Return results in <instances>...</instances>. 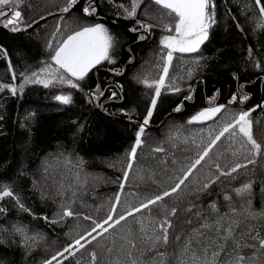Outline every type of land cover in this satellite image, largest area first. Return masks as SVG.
Here are the masks:
<instances>
[{
    "label": "trees",
    "instance_id": "trees-1",
    "mask_svg": "<svg viewBox=\"0 0 264 264\" xmlns=\"http://www.w3.org/2000/svg\"><path fill=\"white\" fill-rule=\"evenodd\" d=\"M65 3L66 0H25L21 10L31 27L12 32L11 26L4 27L0 23V48L7 51V57L0 55V82L15 83L18 89L22 83L17 78L12 80L8 70L9 61L17 77L21 72L30 73L36 66L49 62L50 52L46 45L52 39L57 24L64 31L66 18H81L84 25L101 21L114 37L111 55L115 62L105 61L92 69L85 80L79 82V91L67 86L44 88L40 84H27L28 87L16 95L7 89L0 91V184L10 185L32 213L21 211L10 198L0 201V207L7 209L6 215L0 213V264H42V261L62 251L80 235L86 234L92 224L90 220L83 219L84 215L99 221L108 214L111 207L109 201L114 200L120 190L118 178L122 177V169L128 162L127 153L153 96V90L138 83L135 77L151 66L147 62L154 64L153 54L160 47L161 37L167 33L161 27H154L150 33L130 31L138 27L136 20L126 19L122 9L117 7L118 4H129V0H114L111 3L109 0H95L97 13L93 16L83 14L85 0H79L69 13L59 10ZM148 3L149 0H144L137 12V19L156 23L146 20L143 14ZM261 3L264 4V0ZM215 4L216 23L200 52L184 54L174 60L170 74L184 77L178 81L182 91L162 93L158 99L143 137L144 144L137 149L129 181L121 194L117 215L124 212L127 206L135 207L140 203L133 193L152 195L174 186L176 178L182 174L178 166L171 165V160L173 157L181 160L185 156L194 157L196 151L192 145L184 144L183 138L194 137L200 143V130L215 126L214 121L191 125L187 121L196 112L209 107V100L213 97L215 104L225 105V110L233 113L256 108L250 117L254 121L253 135L264 143V107H257L264 105V29L257 26L259 11L254 0H215ZM157 7L153 4L148 10L152 12ZM47 19H51L49 24L36 28ZM238 24L240 27H237ZM141 34L148 38L139 40ZM52 42L55 45L56 41ZM249 48L252 49L251 58ZM176 55L180 57L181 54ZM257 61L261 63L260 68L255 66ZM114 70H122L123 74L117 75ZM188 70L192 71L190 78L187 76ZM97 86L104 91L98 100L91 95ZM112 92L117 94L114 98H110ZM60 94H70L72 103L61 104L55 99ZM244 94L249 99L241 103L239 99ZM187 95H191L192 99L184 100ZM233 95H237L238 100L230 104ZM182 101L181 111H174ZM77 133L76 142H73L70 136ZM203 135L206 143V131ZM170 137H175V140ZM158 142L165 149L164 152L152 150ZM225 144L226 141L222 139L217 148ZM238 147V144L235 145L234 150ZM228 159L233 163L245 162L243 155L229 156ZM164 161H168V164L165 165ZM114 163L115 167H112ZM262 165L264 159L258 160L256 165L240 169L239 173L234 174L237 177L235 180L221 177L202 191L196 190L201 184L186 182L180 193L164 201L169 206H179L176 216L171 218L174 229H170V233H187L199 227L203 223L202 216H193L199 210L208 217L209 227L202 230L205 237L215 240L217 228L231 226L233 229V238L228 240L225 250L218 257V264H228L229 261L235 264L238 255L246 257L245 264H253L248 258L257 252L259 244L249 234L254 236L259 232L260 237L264 238ZM40 170L45 172L46 191L42 189ZM193 176L203 182L205 172L198 168ZM96 177L101 183L93 184ZM248 180L252 181L251 196H237L233 189ZM61 184L63 189L60 188ZM35 187L40 190L37 191ZM58 189L64 192L63 196ZM72 192L76 193L75 197H72ZM225 194L231 196V200L226 201ZM69 198L73 201L72 210L82 214L79 218H65L59 223H49L43 219L45 216L49 220L58 218L60 202L67 203ZM249 199L250 206L246 203ZM213 204L216 210H213ZM189 205H194L191 212L185 211ZM135 219L129 217L111 229L99 238L100 243L116 241L119 247L125 242L122 238H130L140 244V226ZM187 219H191L192 223H185ZM13 225L25 226L29 235L39 233L42 239L26 249L21 246L22 237L13 231ZM129 227L132 229L131 236ZM144 227L148 235L156 231L155 225L147 220ZM234 240L239 242L240 247L236 246ZM202 243V239L193 240L192 250L198 255L203 254ZM252 244H256L257 249L245 247ZM94 248L98 253L101 251L97 242H93L77 252L76 257L59 259L63 260V264H76L77 259L82 258L84 264H88V252ZM168 251L172 252L173 248L170 247ZM257 255L256 264H264V250H259ZM104 259L106 257L101 256L98 264H103ZM53 264L57 262L53 261Z\"/></svg>",
    "mask_w": 264,
    "mask_h": 264
},
{
    "label": "snow or ice",
    "instance_id": "snow-or-ice-1",
    "mask_svg": "<svg viewBox=\"0 0 264 264\" xmlns=\"http://www.w3.org/2000/svg\"><path fill=\"white\" fill-rule=\"evenodd\" d=\"M109 2H114V0H109ZM24 3L25 0H0V23H3L4 27L11 26L12 32L23 31L31 27L30 23H26L21 10ZM78 3L79 0H66V3L59 10L63 13H69ZM85 3L86 6L82 8L83 14L86 16L96 15L95 0H85ZM254 3L259 11L257 26L259 29H264V4L261 3V0H254ZM142 4H144V0H129L127 5H117L122 9L126 19L136 20L138 27H133L130 31L143 30L145 33H150L154 27H161L167 34L161 37L160 47L153 54L155 56L154 64L151 61L147 62L151 66L135 77L138 83L153 90V96L150 107L137 129L134 144L127 153L128 162L122 169L123 175L118 178L120 190L115 195L114 200L109 201L111 207L102 220L98 221L89 215H84L83 219L90 220L92 227L86 231V234L75 239L72 244L65 246L62 251H58L50 259L42 261V264H53V261H56L57 264H63V260L59 259L60 257H63L64 260H67L69 256L76 257L77 252L87 248L93 242H97V246L101 251L98 253L95 248L89 250L88 264H98L101 256L106 257L103 264H218V257L225 250L228 240L233 238L232 227L217 228L218 235L215 240L205 237L202 230L209 227L208 217L203 216L197 210L196 213H193V216H202L203 218V223L199 227L192 228L187 233L183 231L175 234L170 233L169 230L174 229L171 218L176 216L179 206L175 204L169 206L164 203L165 198L180 193L186 182L192 185L201 184V187L196 190L202 191L209 188L211 184H215L221 177H230L235 180L237 177L234 174L239 173L240 169H246L249 165H256L258 160L264 159V143L254 138L252 130L254 121L250 118L251 113L256 108L233 113L226 111L225 105L215 104V98L213 97L209 100V107L196 112L187 121L189 125L207 124L209 121H214L215 126L200 130V143H197L194 137L183 138L182 142L192 145L196 151L194 157L185 156L183 160L173 157L171 160V165L178 166V170L182 174L176 178L174 186L152 195L133 193L136 199L140 200V203L135 207L127 206L124 212L117 215V206L120 205L121 194L129 181V174L133 168L137 149L144 144L143 137L156 109L158 99L162 93L182 91L178 81L184 79V77L170 74V70L174 67V60L180 59L184 54L200 52L201 46L209 39L210 29L216 23L215 0H149L143 14L146 20H154L156 23H147L145 20L137 19V12ZM153 4L158 7L149 12L148 9ZM246 7L250 9V6L246 5ZM237 27H240L239 24ZM58 36L59 38H57ZM147 38L143 34L138 36L139 40ZM52 40L56 41L55 45ZM46 47L50 52L49 62H45L42 67L30 73H21L23 83L19 85V89L15 83L5 84L0 82V91L7 89L13 95H16L18 92L22 93L27 84H40L44 88L67 86L79 91L81 90L79 82L84 81L92 69L105 61L108 63L115 62L111 55L114 47V37L109 29L101 23L90 25L77 23L73 25L71 22H66L63 32L60 25L57 24L52 39L48 41ZM176 54L181 55L177 57ZM248 54L251 58V48L248 49ZM0 55L7 57V51L0 48ZM255 66L260 68L261 63L257 61ZM8 70L12 75V80L15 81L17 74L13 71L11 61L8 62ZM114 71L117 75L123 74L122 70ZM191 75L192 71L188 70L187 76L190 78ZM91 95L98 100L104 95V91L97 86L95 92ZM116 95V92H112L110 98H114ZM55 99L65 105L72 103L70 94L56 95ZM191 99V95L184 97V100ZM248 99L249 96L244 94L240 97L239 102L243 103ZM237 100V95H233L229 103H235ZM257 107H264V105H258ZM182 108L183 101L175 107L174 111L179 112ZM221 113L224 115L221 116ZM218 116L220 117L219 120H217ZM205 131L207 134L206 143L203 135ZM170 139L175 140V137H170ZM222 139L226 141V144L222 148H217ZM237 144L239 147L234 150V146ZM152 150L154 152L165 151L159 142ZM238 155H243L245 162L233 163L228 159L229 156L237 157ZM183 161L190 162L184 163ZM164 163L167 165L168 161H164ZM111 166L115 167V163ZM198 168L205 172L203 182L193 176ZM165 171H167V168H165ZM140 178L143 179V176L141 175ZM190 178L192 179L190 180ZM76 179L79 181V176ZM63 187V184H61L60 188L63 189ZM233 191L237 196H251L252 181L244 182L240 187L234 188ZM58 192L61 196L64 195V192L59 189ZM262 192H264V189H262ZM75 195L76 193L72 192V197H75ZM5 198L12 199L21 211L32 215L31 210L25 206L21 197L13 191L10 185L0 184V201L5 200ZM224 199L229 201L231 196L225 194ZM72 202L71 198L67 203L60 202L58 218L49 220L45 216L43 219L49 223H59L65 218H79L82 214L72 210ZM246 203L250 206L251 200H247ZM192 207L194 205H189L185 211L191 212ZM212 207L213 210H216L215 204ZM0 213L6 215L7 209L0 207ZM138 213H144V215L137 216ZM129 217H135V223L140 226L138 229L140 244H137L135 239L130 238H122L125 242L120 244L119 247H117L116 241L100 243V237H104L106 233L121 225L122 222L127 221ZM145 220L156 227V231L152 235H148L145 231ZM185 223L190 224L192 220L187 219ZM13 231L22 237L20 243L26 249H30L32 245L42 239L39 233L29 235L25 226L13 225ZM128 232L131 236L132 229L130 227ZM249 235L252 240H258L259 248L257 249L256 244L245 245V247L257 249V252L264 250V238L260 237L259 232L254 236ZM194 239L203 240L202 255H198L192 250ZM233 242L237 247H240L238 241L234 240ZM170 247L173 248L172 252L168 251ZM257 252H254L252 257L248 258L253 264H256L258 260ZM66 253L68 255H65ZM245 260V256L238 255L235 264H245ZM76 264H84L83 259H77ZM228 264H233V262L229 261Z\"/></svg>",
    "mask_w": 264,
    "mask_h": 264
},
{
    "label": "rangeland",
    "instance_id": "rangeland-1",
    "mask_svg": "<svg viewBox=\"0 0 264 264\" xmlns=\"http://www.w3.org/2000/svg\"><path fill=\"white\" fill-rule=\"evenodd\" d=\"M50 20L51 19H47L46 21H44V22H42V24H39L40 26H36V28L37 29H39V28H43L45 25H47V24H49L50 23ZM81 20H83V19H81V18H69V19H67L66 18V20H65V22H64V25L66 24V22H71L73 25H75V24H81ZM96 23H101L102 24V22L101 21H99V22H96ZM96 23H93V24H96ZM81 25H84V24H81ZM37 29H35L34 31H36ZM51 29H52V27H51ZM50 29V30H51ZM36 40H39V38H37L36 37ZM44 64H40V65H38V66H36V68H34V69H32L31 71H33V70H35V69H39L40 67H42ZM30 71V72H31ZM22 73V72H21ZM21 73H19L18 74V77H17V80H22V83H23V77L21 76ZM28 86L27 85H25V88H27ZM42 110H44V109H42ZM79 133V132H78ZM77 133V135H72V136H70V138H72L73 139V142H76V138L75 137H78V134ZM135 136H136V134H135ZM133 144H134V142H133ZM133 144H132V146H133ZM131 146V147H132ZM41 171V170H40ZM40 175H41V179H42V181H43V187H42V189L43 190H45L46 191V189H45V185H46V177H45V172L44 171H41L40 172ZM94 182H93V184H96V183H101V181H100V179L99 178H94V180H93ZM35 189L38 191V190H40V188H38V187H35ZM48 195V194H47ZM46 195V196H47Z\"/></svg>",
    "mask_w": 264,
    "mask_h": 264
},
{
    "label": "bare ground",
    "instance_id": "bare-ground-1",
    "mask_svg": "<svg viewBox=\"0 0 264 264\" xmlns=\"http://www.w3.org/2000/svg\"><path fill=\"white\" fill-rule=\"evenodd\" d=\"M1 27V26H0Z\"/></svg>",
    "mask_w": 264,
    "mask_h": 264
}]
</instances>
